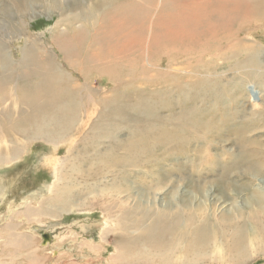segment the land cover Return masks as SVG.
<instances>
[{
    "label": "rangeland",
    "instance_id": "rangeland-1",
    "mask_svg": "<svg viewBox=\"0 0 264 264\" xmlns=\"http://www.w3.org/2000/svg\"><path fill=\"white\" fill-rule=\"evenodd\" d=\"M97 1L0 0V56L10 59L9 69L18 66L24 52L31 46L37 47L44 59L53 52L64 72L73 79L70 86L91 83L88 85L98 90L96 101L118 96V105L125 110V115L114 114V119L111 115L110 121L113 122H101L97 129L92 130L91 124L99 119L103 108L84 99L89 117L77 126L70 125V134L64 143L54 145L40 139H21L26 150L20 152L13 162L7 156L0 160V179L7 192L3 201L0 198V234L2 230L3 233H12L7 232L4 226L13 223L11 213L18 210L23 201L28 202L25 207L29 205L34 210L40 209V205L48 209L46 201L56 191L59 202H67L65 204L69 206L55 216L38 212L30 220L24 216L20 219L19 232L23 236L27 232L39 234L41 241L38 240L33 248V261L20 252L14 263L48 264L47 251L54 247V251H59L54 255L59 264H69L70 261L75 264H126L115 262L114 258L111 260L121 243L120 237L125 235L122 224L139 218L151 223L152 216L157 213L182 210L184 214L211 217L213 223L228 226L225 230L229 241L219 236L220 240L212 242L207 251L194 257L199 260L190 264H264V117L258 113L264 110V78L255 80L248 77L254 74L258 78L261 73L245 62L249 53L246 45L254 44L264 50V17L244 14L226 29L222 25L224 12L215 13L218 5L221 6L216 0H117L115 5L108 6L111 9L106 13L94 10L92 4ZM228 5V1L223 2L224 7ZM188 8L199 12L207 10L209 26L203 22L198 25L186 22L178 27L180 20L186 18ZM69 25L80 36L70 32L69 38H65ZM177 31L181 38L175 33ZM59 32L65 34L64 37ZM162 32H168V42L160 41V37H166ZM67 39L80 45L84 62L97 56L100 64L106 63L103 67L112 73L100 74L96 68L86 66L79 68L77 59L66 61L59 49L62 45L64 47ZM231 39L234 42L229 43ZM87 40L89 43L84 42ZM134 43L139 45L132 49ZM123 44L130 46L118 52L117 47ZM141 44L146 47H141ZM148 46L149 55L144 52L148 51ZM239 49L238 62L234 59L225 61L228 51ZM148 58H151L152 67H149ZM185 62L193 63L195 74L188 73L190 69L183 66L180 68L187 71H182L175 79L168 81L169 78L163 76V71L172 63ZM171 72L175 71L172 69ZM16 77L14 75L13 78ZM181 77L183 83H194L180 85ZM207 79L211 91L204 92L206 86L203 82L206 83ZM86 93L65 96L72 106L77 107ZM161 101L170 109L159 106ZM124 103L128 106L122 105ZM114 111L119 112L115 108ZM131 112L133 116L147 120L161 118L162 121L149 125L148 129L143 125L128 124L126 117ZM173 115L183 120L171 124L166 119ZM191 121L194 133L191 131L181 137L182 130ZM82 122H87L85 127ZM49 123L34 133L52 127L53 123ZM163 131L170 135L172 132L173 136L162 140L160 135ZM152 132L157 133L156 138L151 137L154 136ZM145 135L150 137L146 139ZM139 138H144L145 144L139 143V146L149 150L152 159L158 150L163 154L172 153L168 151L170 149L176 150L174 154L162 155L160 166H150L149 173L156 172L160 177L157 182L145 177L147 169L142 167L132 168L134 173L129 177L128 185L110 182L111 174L104 170V177H96V158L112 153L106 150L108 142L126 146ZM51 142L56 141L53 139ZM123 151L120 150L121 153ZM50 156L58 161L55 163ZM137 170L140 172L138 175ZM118 177L116 180L120 181ZM49 186L52 191H49ZM126 194L131 196L124 200ZM111 195L116 199H110ZM69 196L71 200L68 202ZM39 201L40 205L37 204ZM51 206L55 208L53 203ZM11 207L15 208L10 211ZM237 227L241 228L240 237L244 242L239 250L232 252L231 243L236 235L232 228ZM134 231L136 229H130L127 233L141 236L139 233L130 234ZM45 232L53 238L47 245H43L41 236ZM3 236L7 238V235ZM89 242L95 245L81 247ZM142 245H139L140 254L148 252V248ZM133 257L136 258L135 255ZM146 257L150 259L147 253ZM179 259L181 264H189L185 258ZM130 261L137 264L140 259ZM151 264L169 262L162 257V262L158 258Z\"/></svg>",
    "mask_w": 264,
    "mask_h": 264
},
{
    "label": "bare ground",
    "instance_id": "bare-ground-1",
    "mask_svg": "<svg viewBox=\"0 0 264 264\" xmlns=\"http://www.w3.org/2000/svg\"><path fill=\"white\" fill-rule=\"evenodd\" d=\"M216 1H218L216 3L221 4V6L218 5L219 7L215 10V13L220 14L221 12H224V19L222 21V25L225 26L226 29L232 27V24L236 23L237 20H240L244 16V14L252 13L253 16L255 17H260V18L264 17V0H240V1L239 0H216ZM227 1L229 5L226 8L223 6V2H227ZM115 2H117V0H99L95 4H92V5H93L94 10H97V9L104 10V12L106 13V11L111 9V7H108V6L115 5L116 4ZM191 6L193 7L192 3H191ZM206 11L199 12L195 10V8H188L186 18L181 19L180 22L177 24V26L181 27L186 22L188 25L189 23L194 24V25L197 23L198 25V24H201L199 22H203L205 25L209 26L208 25V12ZM73 29L74 28H72V26L70 25L68 26L67 31H66L68 35L65 38H69L70 32H72L73 35L75 34L77 36L79 32ZM84 32L85 30H83V33ZM126 32L128 33L129 31L127 30ZM163 33L164 32H162V34ZM167 33L166 34L164 33L165 34L164 36H166L165 38L160 37L161 38L160 41L162 43L166 42L169 39ZM175 33H178L177 35L180 38L182 37L179 31ZM171 34L174 35V33H171ZM60 35L64 37L65 34L63 35V33H60ZM78 35L80 36V34ZM84 36L86 37L85 34ZM88 37L89 36H87V38ZM252 37H254V35ZM231 41L234 42V40L232 39L230 40V42L229 41L228 42L231 43ZM84 42H88V40ZM75 43L77 42H74V40L72 39L70 40L67 39V43L64 45V47L63 45H62V48L60 47L59 51L63 55L66 61H70L71 59H77L79 68L82 66H86L89 69L96 68L98 72H101L100 74L109 75L110 73H112L111 71L103 67L105 66L106 63L100 64L99 62L100 59H98L97 56H96L97 58L95 57L91 60H87V62H84V60L81 59L82 49L78 47L79 45L78 43L77 45ZM138 45L137 43H134L132 44L131 48L134 49ZM129 46L130 45L123 44L119 48L117 47L118 52L119 50H121L120 52H122L124 48H128ZM144 46L146 47V45L141 44V47H144ZM245 47L248 48L249 50L248 55L245 56V62L247 63V66L261 73L260 76H257L258 78H256L255 77L256 75L254 74L249 75L248 77H252L255 80L264 78V50L263 48L262 49L258 48V46L254 44L246 45ZM147 50L148 51H144V52H148V55H149L150 46H148ZM175 50H178V48H176ZM239 51L240 49L238 51L237 50L228 51V55L227 54L225 55V58H226L225 61L231 60L232 62L234 59V60H237L238 62L239 61L238 59ZM52 54L49 58L46 55H43L47 57V60H46V57L45 59L44 57L41 58L40 55L42 54L38 52L37 47L31 46L30 50L27 49V51L24 52L22 59L19 61V63H17L18 66L15 69L8 68V64L10 63L9 62L10 59L8 60V57L1 58L2 56H0V110L3 107L2 112L0 113V156H1L0 160L4 156H7V159H9L10 162H13L19 156L20 152H24L27 147L24 145H21V143L23 142L22 141L23 139L25 140H30L33 138L34 140L40 139L42 141H49L51 144L53 143L54 145H59V144L64 143V140H66V137L70 134V125L75 124L77 126L80 123V121H84V118L88 116V113H87L88 111L85 110V107L87 104L84 103V99H86V101L92 105L97 106L99 104L100 106H102L101 108H103L99 116V119L96 122H94L93 125L91 124L92 130L97 129L98 125L101 122H104V121L113 122L110 120H112L114 114L118 116L120 115V113L122 115H125V110L123 106L118 105L120 101V98L118 96H114V98L113 97L106 98V99L104 98V100L96 101L95 96L97 95L98 90L90 87L91 83H88L90 85L84 83L78 86H70L69 83L73 82V79L69 77L70 75L64 72V69L61 67L62 65H60L58 62L59 59L57 60V58L54 57L55 55H52ZM179 54H180V51H179ZM89 58H92V57H88L87 59ZM148 59H149L148 62H150L148 63L149 67H152L153 65L151 64V61H150L151 58H148ZM70 63L72 62H69V64ZM175 64L172 63L171 65H169V67L166 70L163 71V76L169 78L168 81L173 80V78L175 79L179 74L182 73V71L184 72L187 71L184 69L182 70V68H180L183 66L184 67L187 66V68L190 69L187 71L188 73L195 74L196 72V69L193 63L185 62V63H181L183 65L181 64L175 65ZM218 64H221V63H218ZM172 69L175 72H171ZM14 75L17 76L16 79L13 78ZM32 78H35V80H32ZM181 79H182V82H180V85H186L188 83V82L183 83V77H181ZM190 79H192V77H190ZM193 83L194 82H191L188 84L192 85ZM203 85L206 86L204 92L211 91L210 86L208 84V79L206 80V83L203 82ZM6 86H11L10 90ZM80 92H87L86 93L87 96L85 97L83 94L82 99L79 100V103L76 102L78 103V106H77L78 108H77L75 107V105L72 106V104L69 103L65 95L67 94L69 96H73L74 94L78 95V93ZM162 102L163 101L159 102L160 103L159 106L163 107L164 105L166 109H170L168 104H165ZM76 103H73V104H76ZM69 104H70V107H69ZM125 104L128 106L127 103H124L122 105H125ZM138 105H140L141 107H145V105L141 103H138ZM113 107L115 108V110L116 109L119 110V112H115ZM68 108H70V110H68ZM80 108L82 109L80 110ZM84 110L86 111L85 115H84ZM67 111L69 112L67 113ZM97 112L99 111L97 110ZM258 113H259V116L264 117V110L263 111L260 110ZM111 115H112V118H110ZM127 116L128 117L126 118H128L127 120L128 124H136L140 126L143 125V126H146L147 129L149 125L162 121L161 118H157V117H156L157 119L153 118V119L147 120L137 115L133 116L132 112ZM166 120H168V122H170L171 124H177L179 121H182L183 119L182 117H175L173 115L172 118L171 116H169ZM49 122L53 123L51 124L52 127L46 128L44 130H41L40 132L38 131L37 133H34L37 129H41L45 127L46 125L49 126L50 125ZM86 123L82 122V126L85 127ZM183 125L184 124H181L180 126H183ZM191 127L193 128V130H191ZM194 128L195 127L193 126V122L191 121L189 124L185 126V129L182 130L181 137L187 133H190L191 131H193L194 133ZM140 134L141 133H139V135ZM156 134L157 133H154V136H151V137L156 138L157 137ZM171 134L172 135L168 134V132L166 131H163V133L160 136L162 137V140H163V139H168L166 137L173 136L172 132ZM144 137L148 139L150 136L145 135ZM51 139L52 140L54 139V141L56 142H51L52 141ZM40 140L39 142H41ZM139 143H144V138L136 139L135 142L134 140H132L126 146H119L118 144L116 145L115 142H112V143L108 142L106 150L112 153L107 154L104 157L96 158L97 167L94 169L96 171L94 173L96 177L98 176L104 177V172H103L104 170L106 173L108 172V174H111L110 182L121 183V184L125 183L124 185H128V182L130 179L129 177L134 173L132 168L142 167L143 169H147V172H144V176L150 178L151 182H154V183L157 182L160 179V177L158 176V173L156 172L152 171L151 174L149 173L150 166L152 168H154L155 166H160L161 165L160 158L162 157V155L167 156L168 154H174V151L176 150L170 149L168 151H171L172 153H165V154H163L162 150H158L157 156L154 159H152L151 152L149 150L148 151L143 150V148L139 146ZM5 144L8 146L4 147ZM178 148L179 146H177V149ZM121 149L124 150L122 153L120 152ZM52 158L48 157V160L53 161ZM57 161L58 159H54L55 163ZM63 164L64 163H62V165ZM55 167H56V164H55ZM138 174H140V172L137 170V175ZM117 176H120V178L118 177L120 181L116 180ZM3 184H4L3 180L0 179V198L2 197V201L3 199H5V196L7 195L6 194L7 192L3 189L4 187ZM56 188H58L57 185H56ZM49 191H52L51 186H49ZM109 191H111L110 193L113 194L112 190H109ZM54 194L55 195L53 197L49 198L46 201V203L49 205L48 209L40 205L41 203L40 201L37 203L41 207L38 210H34V208L30 207L29 205L25 207L26 203H28L27 200L25 202L23 201V203L21 204L23 205V207L21 208V205H20L19 209L17 208L18 210L15 209L16 211L14 210L12 211V208H15L16 206L11 207L10 209V211H12L11 213L12 221L11 222L13 223L11 224L7 223L4 226V229L7 232L10 231L12 233L7 234V233H3V230L1 231L3 234H5V236L7 235V238L4 237L2 233L0 234V264H15L14 260L18 255L17 253H20V252L23 253V255L26 256L29 260L31 261L34 260L33 248L36 246V243H38V240H40L41 237L39 236V234L36 236V234L33 235L34 233H31V232L30 233L27 232L25 233L26 236H23L21 232H19L18 230L19 229L18 226L22 224L20 219L24 216L26 219L28 218L30 220V218L33 216H36V213L38 212H41V213L47 212L46 214H50V215L52 214V216H55L54 214H58L61 209H67L69 207L68 205L65 204L67 202H59L60 197L56 195V191ZM120 194H122V192L119 193V195ZM130 196H131L130 194H126V197L125 198L123 197V199L124 200L129 199ZM110 199L114 200L116 199V197H113V195H111ZM69 200H71L70 196L68 197V202ZM52 203L54 204L55 208L51 206ZM33 211H34V214H33ZM141 213H143V209L141 210ZM126 215H129V212H126ZM34 220L36 221V219ZM150 221L151 223L148 222V220L144 218H139L138 221H135V222L131 221L130 223L126 222L125 224H122L123 225L122 231L125 233V235L120 237L121 243L117 245L116 253L113 256H111V260L114 258L113 261L115 260V262H126V264H129V262H131L130 260L138 258L140 259V261L137 264H151V263L157 262L158 258H160L162 262V257H165L168 260L169 264H172V263L181 264L179 258L183 257L186 259L185 261L190 264V263H193L199 260L197 258H194L195 256H197V254L207 251L209 245L212 242L216 240H220L219 236H222L226 242L229 241L228 233L225 230V228L228 226L220 222L213 223L211 217H207V216L203 217L201 215H192L191 213L184 214L182 210H173L169 212L157 213L154 216H152V219ZM130 229H136V231L131 232L130 234L139 233V235L141 236L128 235L127 232H129ZM232 230L236 231L235 241L231 243V246H232L231 250L232 252H234L241 248L240 244L244 242V240H241V237H240V233H241L240 227H237L236 229L232 228ZM140 243L145 245L148 248V252H142L144 254H140L139 252ZM89 245L92 246V245H95V243H90V242L83 243L81 247L89 246ZM52 249L53 250L49 248L47 251L48 252V262H49L48 264H59L60 262L58 261V259H56V257L54 258V255L59 254V251H54V247ZM126 251H128L127 254H126ZM146 253L148 254V257L150 259L146 257ZM133 255H135L136 258H134ZM174 255L176 257H174ZM69 264H75V263L73 261L72 262L70 261ZM131 264H135V263L131 262Z\"/></svg>",
    "mask_w": 264,
    "mask_h": 264
},
{
    "label": "water",
    "instance_id": "water-1",
    "mask_svg": "<svg viewBox=\"0 0 264 264\" xmlns=\"http://www.w3.org/2000/svg\"><path fill=\"white\" fill-rule=\"evenodd\" d=\"M42 236L44 238L43 245H47L49 242H52L53 241V239L51 237V234L48 233V232L43 233Z\"/></svg>",
    "mask_w": 264,
    "mask_h": 264
}]
</instances>
